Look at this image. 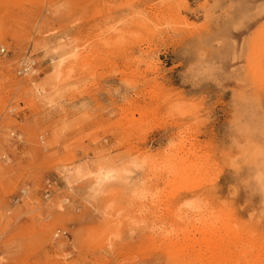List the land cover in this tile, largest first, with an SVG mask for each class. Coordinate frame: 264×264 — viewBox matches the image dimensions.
Listing matches in <instances>:
<instances>
[{
	"label": "rangeland",
	"instance_id": "1",
	"mask_svg": "<svg viewBox=\"0 0 264 264\" xmlns=\"http://www.w3.org/2000/svg\"><path fill=\"white\" fill-rule=\"evenodd\" d=\"M259 1L0 0V31L8 34L0 44V138L8 140L0 143V264H264V199L245 168L229 167L243 142L264 150V87L247 63L264 36V16L249 21L262 10ZM55 32L85 49L74 96L53 115L39 114L21 99L17 84L25 77L17 70L29 56L41 63L33 41ZM39 64L44 76L48 66ZM182 146L193 171L210 169L190 180L201 184L198 195L211 211H222L214 232L245 242L231 250L235 257L225 258L220 237L203 231L178 237L162 228L158 238L124 232L109 247L78 194L60 191L69 203L49 210L63 188L54 164L70 155L90 165L119 163L142 148L160 158ZM179 184H159L160 205L181 193ZM153 212L143 216L151 227L165 211ZM51 230L64 237L50 239Z\"/></svg>",
	"mask_w": 264,
	"mask_h": 264
},
{
	"label": "bare ground",
	"instance_id": "2",
	"mask_svg": "<svg viewBox=\"0 0 264 264\" xmlns=\"http://www.w3.org/2000/svg\"><path fill=\"white\" fill-rule=\"evenodd\" d=\"M254 4L260 5L262 10L249 18L251 24L257 23L260 17L264 16V0H260L258 3L254 2ZM258 31L264 33V28ZM114 32H116L115 26L105 34ZM11 34L18 47L20 42L18 33L12 32ZM7 35L0 31V44L6 43ZM50 35H52L51 38L39 36L33 41L35 52H39L41 57V63H38H40L39 65L43 62L47 64L48 72L41 76L44 73L39 69H31L22 85L17 84V87L22 91L21 99L29 107L35 109L39 114L53 115L51 112L53 108L74 96L77 88L74 80L76 76L75 64L85 47L69 39L65 33L55 32ZM247 63L254 76L261 77V82L258 83L264 87V36L257 38V42L253 44V54L252 57L247 58ZM247 82L248 85L251 84V81ZM185 113L180 111L179 115L184 116ZM62 130L63 128L60 131ZM7 141L6 138H0L2 145H8ZM183 146L175 155H162L160 158L142 154V151L146 150V148H142L136 151L139 154L137 157L119 163L96 160L93 165H90L86 161H80L77 156L70 155L65 160L54 164L63 188L56 189V197L50 202L49 210L62 211L64 204L69 203V199L60 191L68 193L73 199H76V194H78L81 206L89 211L92 220H96H94L96 224L94 231L103 232L102 236L109 247L121 240L124 232L130 238H133L135 234L136 237L148 238V236L157 237L162 228L166 236L172 234L179 237L203 231L220 237L214 231L222 226V222H220L222 221L221 209L219 208L215 212L211 211L212 207L209 201L201 199L198 195L197 190L201 189V184L192 183L190 180L195 174H204L205 172H201L203 170L210 174V169L202 167L200 171H193V168L188 165L189 152L183 150ZM238 150L230 160L229 167L235 172H241L245 168L251 176L250 182L253 188L264 199V150L250 141H247L246 144L245 142L241 143ZM173 180L181 181L178 186V192L181 193L176 198L172 197L168 203L160 205L159 201L161 200L157 193L159 184L164 182V184L172 185ZM152 182L156 184L146 187ZM211 190L216 191V187L212 186ZM156 210L165 212L161 213L159 223L151 227L148 221L143 219V216L145 213H154L153 211ZM166 212L168 213L166 214ZM239 218L238 215H235L234 222L245 229L247 223L242 222ZM251 218L253 217L250 216L249 220ZM168 223L171 225L165 228ZM231 231H233L232 228H227L226 234ZM54 232L51 230L48 233L51 235L50 239H55L57 234L60 239L64 237V232L62 234ZM218 241L222 242L219 250H223L226 254L225 258L227 255L234 256L231 250L238 249L245 244L239 240L227 241L221 237ZM213 242L204 238L203 244L208 245ZM206 247L208 248V246ZM237 261L239 262V260Z\"/></svg>",
	"mask_w": 264,
	"mask_h": 264
},
{
	"label": "built area",
	"instance_id": "3",
	"mask_svg": "<svg viewBox=\"0 0 264 264\" xmlns=\"http://www.w3.org/2000/svg\"><path fill=\"white\" fill-rule=\"evenodd\" d=\"M1 54H5L6 50L5 49H1L0 51ZM38 62L36 59H34L33 57L29 56L28 59H26L25 61H23L20 66H19V71L18 75L21 77H26L28 76L31 72V69L34 70H38Z\"/></svg>",
	"mask_w": 264,
	"mask_h": 264
}]
</instances>
